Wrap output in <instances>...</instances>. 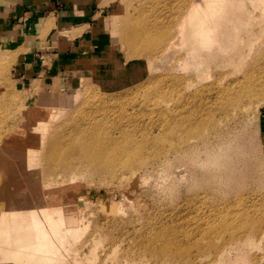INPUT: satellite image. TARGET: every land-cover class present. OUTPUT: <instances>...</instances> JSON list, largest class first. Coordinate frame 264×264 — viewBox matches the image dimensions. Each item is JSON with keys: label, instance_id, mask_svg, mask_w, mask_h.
I'll list each match as a JSON object with an SVG mask.
<instances>
[{"label": "rangeland", "instance_id": "374dc122", "mask_svg": "<svg viewBox=\"0 0 264 264\" xmlns=\"http://www.w3.org/2000/svg\"><path fill=\"white\" fill-rule=\"evenodd\" d=\"M95 1L90 22L58 32L53 56L48 47L24 63L21 46L0 47V144L13 131L27 141L45 128V141L56 139L72 167L49 176L63 177L66 202H84L72 213L79 231L67 232L62 261L125 264L147 252L150 238L186 228L189 196L204 194V206L224 209L264 195V98L257 95L264 88V0H224V44L211 43L190 69L188 44L160 53L167 34L149 65L145 51H131L120 38L126 17L138 14L142 23L156 22V31L173 32L172 16L190 0ZM22 64L28 79L19 74ZM78 139L109 146L111 172L87 166ZM42 164L30 172L45 177ZM6 165L0 158V178ZM179 166L192 173L181 177Z\"/></svg>", "mask_w": 264, "mask_h": 264}, {"label": "bare ground", "instance_id": "6f19581e", "mask_svg": "<svg viewBox=\"0 0 264 264\" xmlns=\"http://www.w3.org/2000/svg\"><path fill=\"white\" fill-rule=\"evenodd\" d=\"M223 3L224 0H190L176 18L172 16L173 32L168 28L156 31L158 24L151 19L142 23L140 14L126 17L127 25L120 32L121 41L133 52L140 48L145 51L143 60L147 62L151 60L157 42L167 34L160 53L169 51L176 44H188L186 67L190 69V60L193 58L195 64L197 55L206 58L203 56L206 55L205 48L211 43L224 44L221 38L227 36V25L225 28V23L218 18ZM245 18L244 15L240 17ZM238 57L236 55L235 59ZM134 69L130 65V71ZM257 95L264 98V88H258ZM209 125L214 128L213 123ZM36 131L37 136L27 138V141L22 132L13 131L11 134L15 135L0 144V158L7 163L5 167L1 166L5 176L0 178V260L4 264H76L64 263L62 253L66 252L67 232L75 234L79 231L73 224L72 213L84 202L80 198L73 203L64 200L69 194L62 195L59 190L63 177L53 176L57 170L68 173L72 169L68 155L56 139L45 141V128ZM74 144L83 146L81 160L95 172H102L103 166L113 167L116 163L114 156L108 157L109 146L83 143L80 139ZM41 164L42 169L38 172L45 177L33 175L35 170L30 172ZM184 170L179 168L181 177L189 172ZM45 192L49 201L44 199ZM206 197L195 194L184 199L190 214L186 228L179 234L162 233L150 238L144 243L147 252L143 249L140 259H129L130 262L125 261V264H264V195L250 206H245L244 200L239 199L225 205L224 209H208L201 200ZM54 201L58 204L55 208L51 205ZM194 214L196 216H192Z\"/></svg>", "mask_w": 264, "mask_h": 264}, {"label": "crops", "instance_id": "0c3cea01", "mask_svg": "<svg viewBox=\"0 0 264 264\" xmlns=\"http://www.w3.org/2000/svg\"><path fill=\"white\" fill-rule=\"evenodd\" d=\"M95 3V0H0V47L21 46L23 52L18 58L23 57L24 63L44 55L48 47H52L48 52L53 56L59 43L58 32L77 26L83 18L90 22V16L96 12ZM46 20L52 23V30L42 36ZM23 68L26 70V65L22 64L19 74L28 79Z\"/></svg>", "mask_w": 264, "mask_h": 264}]
</instances>
